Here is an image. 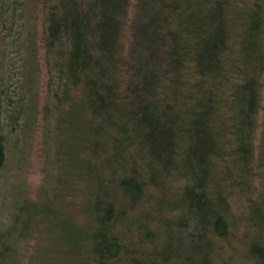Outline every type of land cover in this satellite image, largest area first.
Instances as JSON below:
<instances>
[{
    "label": "trees",
    "instance_id": "1",
    "mask_svg": "<svg viewBox=\"0 0 264 264\" xmlns=\"http://www.w3.org/2000/svg\"><path fill=\"white\" fill-rule=\"evenodd\" d=\"M37 123L84 221L17 187L0 264H264V0H0V182Z\"/></svg>",
    "mask_w": 264,
    "mask_h": 264
},
{
    "label": "rangeland",
    "instance_id": "2",
    "mask_svg": "<svg viewBox=\"0 0 264 264\" xmlns=\"http://www.w3.org/2000/svg\"><path fill=\"white\" fill-rule=\"evenodd\" d=\"M38 3L40 4L41 2L39 1ZM42 22L43 17L41 14H39V17L36 19V29L38 31H41ZM38 35L40 36L39 32ZM41 79H43V75H41ZM42 88L43 86L40 85V96L43 95ZM39 117L40 119L38 123L41 125L43 124V127H45L44 120L41 119L42 114H40ZM38 123L37 130L34 134H32L33 136H31L28 149L24 153V161L22 162L23 167L20 160L16 159L15 161H19L21 164L20 168L17 167L16 164L13 165V163L10 165V168H8L7 163L6 168L1 172L2 182H0V220L4 218L8 219L10 214V205L14 203L13 193H15L18 187L24 192V196L27 201L49 204L58 209L63 208L64 217L70 223V225L78 222L77 219L84 221L83 215L79 214L77 218L74 211L66 207L68 205L67 202L60 197V193L57 190V196L55 197L53 195L54 185H57L59 180L63 181L65 175L63 173V169L61 168L54 170V172H50V168L46 162L45 156V140L43 132L45 129L42 126H39ZM50 175L53 177L50 178ZM64 189L65 188L61 189L62 194ZM46 193L49 195L48 197H45ZM67 195L68 198L66 197V200L70 202V205L73 206L74 209L76 199L74 200L73 197L69 195V193H67ZM238 198L239 196L237 195L235 198H233V200H231L232 207L236 213H240L241 211V201H239ZM35 236H38L37 232H34L32 236H28L25 240L26 247L24 245V249L22 250L24 253L22 264H27L29 260V253H32L34 249L38 250L47 243L42 239L37 240ZM55 236L57 235H54V239L56 240ZM232 240L234 241L231 242L235 244L236 238L233 237Z\"/></svg>",
    "mask_w": 264,
    "mask_h": 264
}]
</instances>
